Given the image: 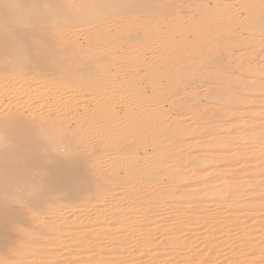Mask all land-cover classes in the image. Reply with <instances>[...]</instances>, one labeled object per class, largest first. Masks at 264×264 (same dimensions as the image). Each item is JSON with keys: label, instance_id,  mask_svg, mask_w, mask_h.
<instances>
[{"label": "bare ground", "instance_id": "obj_1", "mask_svg": "<svg viewBox=\"0 0 264 264\" xmlns=\"http://www.w3.org/2000/svg\"><path fill=\"white\" fill-rule=\"evenodd\" d=\"M72 2L69 24L45 0H0V264H155L175 247L264 264V120L233 119L264 93L260 0ZM228 150L243 174L205 184ZM162 211L185 233L148 249Z\"/></svg>", "mask_w": 264, "mask_h": 264}, {"label": "rangeland", "instance_id": "obj_2", "mask_svg": "<svg viewBox=\"0 0 264 264\" xmlns=\"http://www.w3.org/2000/svg\"><path fill=\"white\" fill-rule=\"evenodd\" d=\"M256 63L255 64H258V61L255 60ZM261 65H264V57H262L261 59V63H259ZM243 90L242 89H238V90H235V95L238 96L237 98H240V96L242 95V92ZM204 99V98H203ZM260 105V107L258 108V106ZM253 106V107H252ZM243 112H236L235 115H233V119L236 117V118H240L239 115H245L246 112H250V111H254L256 110L258 112V115L257 117H260L262 118V120H264V93L262 91H257L254 93V95L250 98L249 101L245 102L244 106H243V109H241ZM263 127H264V122L262 123ZM263 131H264V128H263ZM225 133V132H224ZM224 133H222L220 135V137L222 135H224ZM249 145V144H248ZM231 149V148H230ZM199 151V150H198ZM230 153H232V150H228L226 153H222V154H216L217 156V159L219 160L218 163L216 165H223L222 167H224V165H226V163H231V165L227 166V169H228V172L226 173H223L221 174L220 176H216V177H212L210 179V181H208L207 185L211 186V187H219L221 183L224 182V180H228V181H236L239 179V177L243 174L241 172H238V169L243 165L242 163H239L238 161H232L230 162L228 159H226L225 157L227 155H229ZM200 156H204L205 152L200 150L199 153H198ZM259 159L255 158V159H252V160H249V162L247 163V165H256L257 163H259L258 161ZM210 165L208 166H205V167H202L201 168V173L199 175H196V174H193V177L191 178L190 180V183H203V179L208 176L212 169L209 168ZM164 212V213H163ZM262 214H264V210L262 212ZM160 218L159 219H166L169 215L166 213V211H162L160 212L159 214ZM161 219V220H162ZM219 222V220H217ZM173 224H171L170 227H164V220H162V223L160 221V228H158V234H157V237H158V240L154 243V245L152 246H149L148 249H152L153 247H155L156 245L162 247V243L166 241V239H168L170 237V235H176V236H182L183 233H177L176 232V228L178 226V220L177 219H174L173 221ZM17 228V227H16ZM195 228L197 230H200L201 232H204L205 230H209V226L205 227V228H202V224H199V225H196ZM189 235V234H188ZM240 235H242V232L241 231H238V230H233L230 234L231 238L233 240H235L236 238H238ZM185 238H188V236H186ZM199 245V244H205L204 243V238H203V235H201L200 238H198L196 240V242H194V245ZM165 247H168V246H165ZM163 250V251H161ZM165 250L167 249H160L159 251V257H158V260L155 264H183L181 262V259H182V256L187 258L188 259V264H190L191 262H194L195 261V250L193 249H181L179 250L178 248H174V252L173 254H170L166 257L164 256H161L162 253L165 252ZM233 250L232 251H228L227 253V257L228 256H231L233 255ZM152 259V257L148 258L146 256V254H142L141 255V258L139 259L140 263L142 264H145L146 262L150 261ZM224 259L222 260H219L217 261L218 263L217 264H221L223 263ZM243 261V259H242ZM242 261H238V262H242ZM198 264H202L201 262H197Z\"/></svg>", "mask_w": 264, "mask_h": 264}, {"label": "snow or ice", "instance_id": "obj_3", "mask_svg": "<svg viewBox=\"0 0 264 264\" xmlns=\"http://www.w3.org/2000/svg\"><path fill=\"white\" fill-rule=\"evenodd\" d=\"M127 3L129 6H134L135 0H127ZM4 7H11L12 6V0H4ZM246 7H255L256 5L252 2V0H249V2L245 5ZM77 7H82V5L78 6L75 3L72 2V0H45L44 8H53L66 23H75L79 21V17L74 14L75 9ZM206 7H214L210 2L206 5ZM259 7L261 9V31L264 33V0H260ZM46 18L43 15L37 16L34 18L33 23L37 25H42L45 23ZM83 66V65H82ZM81 66V67H82ZM81 67L77 69L78 72L81 71ZM87 73V72H83ZM153 83H157V81H153ZM161 86L163 85V80L158 82ZM143 87L147 90L149 88L148 84L143 85ZM38 189H34V191H37Z\"/></svg>", "mask_w": 264, "mask_h": 264}]
</instances>
